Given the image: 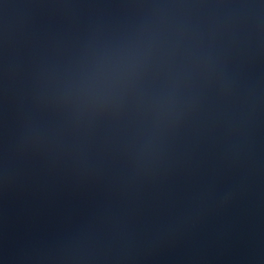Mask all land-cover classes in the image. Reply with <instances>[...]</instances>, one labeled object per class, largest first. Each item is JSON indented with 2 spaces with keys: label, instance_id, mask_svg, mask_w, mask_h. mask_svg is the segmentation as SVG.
<instances>
[{
  "label": "water",
  "instance_id": "1",
  "mask_svg": "<svg viewBox=\"0 0 264 264\" xmlns=\"http://www.w3.org/2000/svg\"><path fill=\"white\" fill-rule=\"evenodd\" d=\"M0 264H264V0H0Z\"/></svg>",
  "mask_w": 264,
  "mask_h": 264
}]
</instances>
